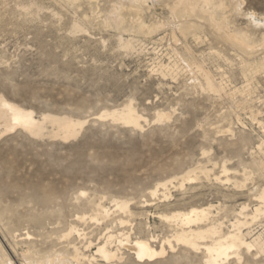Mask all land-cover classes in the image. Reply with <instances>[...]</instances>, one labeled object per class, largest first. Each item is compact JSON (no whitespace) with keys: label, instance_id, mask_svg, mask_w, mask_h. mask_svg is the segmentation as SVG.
Listing matches in <instances>:
<instances>
[{"label":"rangeland","instance_id":"1","mask_svg":"<svg viewBox=\"0 0 264 264\" xmlns=\"http://www.w3.org/2000/svg\"><path fill=\"white\" fill-rule=\"evenodd\" d=\"M174 1L146 0L136 12L129 0H0V93L37 118L44 112L86 121L64 142L18 127L0 135V246L15 264H24L19 253L26 245L39 256L54 249L68 255L74 245L93 253L84 246L106 230L88 218L92 205L112 209L114 198L129 201L132 216L123 217L136 232L140 223V236L153 235L156 248L170 234L159 214L213 204L219 206L214 218L227 231L242 205L249 213L258 203L264 187V0H221L223 7L215 0L216 18L250 42L242 47L205 16L174 19ZM117 7L119 20L109 17ZM175 20L184 21V29ZM120 36L132 47L124 48ZM200 66L220 91L208 89ZM128 103L141 115L142 128L97 117ZM163 112L170 118L157 121ZM186 171L197 178L180 186ZM71 225L80 237L77 231L63 237ZM248 226L244 232L264 239L263 216ZM172 243V250L165 244V255L148 261L122 248L123 258L111 264H206L202 251ZM248 252L222 264H257L264 254Z\"/></svg>","mask_w":264,"mask_h":264},{"label":"bare ground","instance_id":"2","mask_svg":"<svg viewBox=\"0 0 264 264\" xmlns=\"http://www.w3.org/2000/svg\"><path fill=\"white\" fill-rule=\"evenodd\" d=\"M129 2L130 4L127 5L128 9L129 8L131 10L134 9V11L137 12L139 11L140 8L143 7L142 5L143 3H146V0H129ZM216 2L217 1L215 0H175L174 3H172L171 7L169 5L168 6H169V9H171L170 13L174 17V19L175 18L179 19V17L181 16H184L185 18L188 15L191 16V15H198V14L205 16L210 26H212L215 30H217L226 39L237 41V42L239 41V44L241 47L247 44L248 42L246 41L247 40L246 37H241V36H238L236 33L235 34L232 33L231 31L228 30L229 27L227 29L226 27L227 23L224 21V19H222V17L221 19L216 18L215 16L216 13L214 14L215 10H213ZM218 6L223 7V2H221V0L218 1ZM118 8L119 7L115 8L113 12L111 11L112 13L111 12H110L111 14L109 13L110 14L109 17L115 20H119L120 13L118 10L120 8L119 9ZM177 22H179L177 24V28L180 30L184 29L183 27L184 21L181 20ZM154 28H156V26ZM145 29L147 28L145 27ZM119 40H120L119 43H121L124 48L129 49L130 47H132L133 43L131 42V39H123L120 36ZM167 68H164V69H167ZM200 69H201V74L203 75V78L206 81L207 87H209L208 89L213 90L215 93L220 91L221 89L220 85L214 83L212 79L213 77L212 73L202 67ZM170 70L172 71V69ZM172 72L169 71V73H172ZM132 105L134 104L128 103L119 108L113 107V109L111 108V109L104 110L101 113H99L97 117L101 119L110 118L116 122L120 121L121 123L125 125H129L130 127L133 126L135 128H142V125L140 124L141 115H139L136 112V110L133 108ZM167 113L165 112L157 113L156 120L161 121L163 119L170 118L169 114ZM16 121H19V123H16ZM85 123H86L85 119L80 120L78 118H73L65 114L55 115V114L43 112L40 115V117L37 118L34 116V113L30 109H26L18 105L17 103H14L6 99L5 96L0 93V135L5 134L6 132L8 133V131L14 130L15 128L18 127L26 131L28 134L38 137V138L44 135L46 136L49 135L51 137H54V139L58 138V140L60 139L64 142V141L70 140V138L73 139L72 137H75L78 134L79 130L83 127ZM47 124L51 125L50 130L48 129L46 130ZM222 171L226 173L228 170L225 166H223ZM186 172L187 173L182 175L179 179L180 186H182L183 182L186 180L190 181V180L197 178L194 175V172L193 174H190L191 170L190 172L188 171ZM201 172L207 175V173L210 171H208V169L207 170L201 169ZM172 180L173 179H171V181ZM171 181L169 183L170 185H171ZM167 183L162 181L159 184L165 187L166 185H168ZM160 185L151 191L152 195H156L157 188L159 187L161 188ZM81 195H85V192L82 191ZM162 196L163 198H168L169 196L168 191H164ZM257 201L258 203L256 204L254 208H252L251 212L249 213L247 212V206L242 205L239 211H236V217L234 218V221L229 223L231 224L230 226L231 229L227 231H223L222 229L223 223L214 218L215 215L213 214L214 213L213 211L218 210L219 208V206L217 205L215 206L213 204H208L205 206L190 207L189 209L187 210L185 209L183 211L176 210L171 213L166 212L167 214H159V218L162 221H165V223L167 224L168 231L170 232V234L165 236L162 239L160 246L156 248L153 246L155 242L151 244V241L153 240V238H155L153 235H150V236L145 235L146 237L140 236V233H139L140 223L137 226L138 231L136 232L134 230L135 223L133 222L134 223L133 225L129 219H126L125 217H123L124 215H127V214L131 215V212H130L131 208L129 209V204H128L129 201L124 200L123 198L122 199L120 198L119 200H117V198H114L112 209L105 207L101 204L92 205V213L89 214L88 218L90 219V221L93 220L95 222L104 223L105 230H106L104 235L102 234L103 237L101 236V238H98V242L93 244V241L92 240L90 241L89 239V241L84 246V249H87V250H90V248H94L95 250L93 253H92L93 250L91 249L92 250L91 253L88 255H85L83 253L84 251L82 252L81 248L74 245L72 248L73 249L72 252L68 254L70 255V257L67 254L63 253V251L59 252L60 250L58 251L57 249L55 250L54 248H53L54 252L39 256L38 252L36 251V248L35 250H32L31 249L32 247L30 248V246L27 247L26 245V248L23 249L21 253L19 254H21L22 258L24 259V264H100V263H97V258L104 260L107 264H111L113 261L121 260L123 258L122 255L124 254L120 252L122 248H126V251L127 250L130 251L135 256L136 259L140 261H143V260L148 261V260H153L154 258H157V257H161L157 255L158 253L165 254L166 245L168 246L169 251L172 250L174 248V245L172 242H174L177 245L185 246L193 251H202L203 260L206 264H218V263L222 264L223 262L227 261L231 256L236 257L238 260L239 257H241L240 251L242 249H245L247 252L249 251L248 253H250L251 250H255L257 253L264 252V239L261 237L262 235L258 234L255 237H251V233L253 232H251L250 230L244 232L243 230V228L245 229V227L248 226L250 222H254L262 216L264 217V187L260 190L257 196ZM34 218L35 219L33 218L32 219L36 220V217ZM84 218H85L84 215L79 216L80 220H83ZM31 222L32 221L30 218V224ZM36 222L38 224L37 220ZM36 222H34V224ZM43 224L42 225L39 224L41 228L43 227ZM126 226H128V229L124 230ZM251 226L252 225L248 227H251ZM73 231H77V234L79 237L82 235L81 233L78 232L75 226L71 225L69 226L68 231L66 232V234L63 235V237H68ZM134 231L136 235L132 236ZM26 235L27 237H29V234H26ZM46 236L48 237V235ZM29 242L31 241L29 240ZM26 243L28 242H25V244ZM50 245L48 246L52 248V246ZM34 247L36 246L34 245ZM0 264H15L12 261V259L8 257L7 252L3 249L2 246H0Z\"/></svg>","mask_w":264,"mask_h":264},{"label":"snow or ice","instance_id":"3","mask_svg":"<svg viewBox=\"0 0 264 264\" xmlns=\"http://www.w3.org/2000/svg\"><path fill=\"white\" fill-rule=\"evenodd\" d=\"M16 123H19V121H16ZM159 256H164V253H158ZM257 264H264V254L261 255V257L258 258Z\"/></svg>","mask_w":264,"mask_h":264}]
</instances>
